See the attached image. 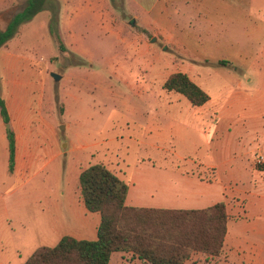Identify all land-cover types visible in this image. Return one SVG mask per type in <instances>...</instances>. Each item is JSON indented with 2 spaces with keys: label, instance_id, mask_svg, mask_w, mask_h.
Listing matches in <instances>:
<instances>
[{
  "label": "rangeland",
  "instance_id": "rangeland-1",
  "mask_svg": "<svg viewBox=\"0 0 264 264\" xmlns=\"http://www.w3.org/2000/svg\"><path fill=\"white\" fill-rule=\"evenodd\" d=\"M55 1L53 29L50 11H40L0 47V88L6 71L21 67L22 92L33 124L51 123L58 151L73 143L78 156L57 158L26 183L16 182L0 163V264H23L37 247L54 245L83 225V216L91 213L84 211L80 199L79 210L77 172L93 163L117 171L136 204L156 206L160 180L178 187V174L212 162L219 146L243 147L248 154L232 155L233 165L245 167L246 184L255 187V159L262 149V144L256 145L264 137V0H240L237 5L236 0H208L202 11L184 0L166 4L163 23L178 22L185 31H198L204 22H212L210 54L215 58L206 61L226 62L221 68L226 76L210 80V101L202 107L162 87L184 61L176 57H186L153 32L159 27L154 22L164 21L158 15L169 0ZM25 4L0 0V29ZM139 46L146 50L142 58ZM52 73L60 78L55 80ZM234 96V114L259 118L257 132L241 138L227 137L226 129L216 133L220 124L211 120L212 110ZM247 222L261 226L264 221L250 217ZM84 238H95V232ZM110 264L148 263L130 252H114ZM184 264L229 262L222 254L195 253Z\"/></svg>",
  "mask_w": 264,
  "mask_h": 264
},
{
  "label": "crops",
  "instance_id": "crops-1",
  "mask_svg": "<svg viewBox=\"0 0 264 264\" xmlns=\"http://www.w3.org/2000/svg\"><path fill=\"white\" fill-rule=\"evenodd\" d=\"M239 1H235L236 5ZM169 2L171 0L161 6V12L158 17L162 16L164 11H167L166 4ZM184 3L196 5L198 11H202L208 0H184ZM248 3L250 4V1ZM163 17L161 18L164 21L154 22L159 27H155L153 32L161 34L163 40L171 45V49L186 54V57H176L180 61H184L180 63V69L174 72L180 71L187 74L205 92L208 90L210 80L213 78L224 79L226 72H223L224 69L221 70V68L225 64L219 63L222 59L217 58L215 62L206 61L215 58L214 55L210 54V48H213L211 45L213 40L210 37L209 29L211 25L209 23L212 22H204V26L198 31H185V28L179 27L178 22L173 24L163 23L167 18L164 15ZM134 19L135 22L139 21L136 16H134ZM143 24L148 25V22H143ZM255 25L258 28L260 23ZM201 36L203 38H200ZM143 48V46H139V50H137L141 58L143 54H146V50ZM11 59L17 60L18 57L12 56ZM20 69L21 67L15 66L8 69L5 72L6 78L1 80V96L8 111L9 128L12 129L15 137V155L13 170L9 171L7 128L0 116V163H5L6 170L14 177L16 182L26 183L39 172L44 171L57 158L67 156L69 153L78 156V153L73 143L69 145L66 151H58V136L55 127L51 123L42 120L41 124L40 120L39 124H33V117L28 114L27 104L22 92L24 78H22ZM208 101H210V96ZM207 102L200 105V107ZM237 103L236 96H234L228 98L218 109L212 110L214 115L213 118L211 116V120L215 124H220L218 128H215L216 133L226 129L228 132L227 137L241 138L247 133L257 132V129H259V118L255 116L244 117L238 113L234 114V110L238 107ZM226 123L228 126L224 125ZM230 129H232L231 135L229 134ZM261 144L260 154L264 155V137L260 142H257L256 146L259 148ZM248 152L243 147L232 150L226 145L219 146L216 148L212 162L201 163L198 166H194V168L188 169L191 171L190 174L179 173L181 181L178 183V187H176L177 184L175 183H167L165 180H160V196L157 199L156 206L136 204L133 201L134 193L130 190L129 185L125 203L139 207L198 209L211 206L217 202H224L228 220L221 254L228 259L229 264H264V239L259 238V236H264V222L261 226L257 225V223L248 224L247 222L250 217H258L264 221V162L260 165L255 163L257 167L255 175L252 177L253 181H255V187L252 189L246 184L248 177H245V174L243 175V172L246 171L245 167L236 169L233 165L235 160H233L232 155L243 156L248 154ZM195 167L204 168L206 171H211V173H199ZM82 169H78L77 179ZM113 172L117 175V171ZM79 196L78 205L79 210H81L79 204L81 197L79 198ZM84 211H87L86 208ZM90 213H86L83 216L84 222L80 228L71 230L69 231L71 233L64 235H71L77 239H87L84 236H89L95 232L96 238L100 214L98 212Z\"/></svg>",
  "mask_w": 264,
  "mask_h": 264
},
{
  "label": "trees",
  "instance_id": "trees-1",
  "mask_svg": "<svg viewBox=\"0 0 264 264\" xmlns=\"http://www.w3.org/2000/svg\"><path fill=\"white\" fill-rule=\"evenodd\" d=\"M43 10L50 11L49 25L53 29L57 23L56 1L26 0L23 9L0 29V47L16 34L21 23ZM162 87L183 95L194 106L209 99L207 92L180 71L169 74ZM0 116L9 123L1 88ZM6 132L8 168L12 171L15 137L11 128ZM78 182L86 210L100 214L96 238L62 235L54 245L37 247L23 264H109L113 252H130L148 264H184L195 253L221 254L228 220L224 202L198 209L127 205L128 184L101 162L83 168Z\"/></svg>",
  "mask_w": 264,
  "mask_h": 264
},
{
  "label": "built area",
  "instance_id": "built-area-1",
  "mask_svg": "<svg viewBox=\"0 0 264 264\" xmlns=\"http://www.w3.org/2000/svg\"><path fill=\"white\" fill-rule=\"evenodd\" d=\"M264 162V155L263 154H259L256 159H255V163L257 165H260Z\"/></svg>",
  "mask_w": 264,
  "mask_h": 264
},
{
  "label": "water",
  "instance_id": "water-1",
  "mask_svg": "<svg viewBox=\"0 0 264 264\" xmlns=\"http://www.w3.org/2000/svg\"><path fill=\"white\" fill-rule=\"evenodd\" d=\"M51 75H52V77H53L55 80H57V79L60 78V76L57 75V74H55V73H52ZM5 126H6V128H9V123H6Z\"/></svg>",
  "mask_w": 264,
  "mask_h": 264
}]
</instances>
